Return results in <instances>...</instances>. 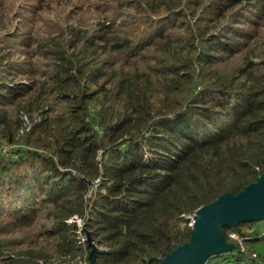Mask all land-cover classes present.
<instances>
[{"label":"trees","instance_id":"trees-1","mask_svg":"<svg viewBox=\"0 0 264 264\" xmlns=\"http://www.w3.org/2000/svg\"><path fill=\"white\" fill-rule=\"evenodd\" d=\"M40 1L0 5V264H158L264 172V0H84L54 35ZM257 222L202 264H264Z\"/></svg>","mask_w":264,"mask_h":264},{"label":"water","instance_id":"water-1","mask_svg":"<svg viewBox=\"0 0 264 264\" xmlns=\"http://www.w3.org/2000/svg\"><path fill=\"white\" fill-rule=\"evenodd\" d=\"M264 220V172L240 192L221 194L214 201L201 206L191 218L189 242L177 245L167 252L158 264H202L210 256L232 250L222 227H235L241 222ZM92 249L90 264H94L97 246L89 240Z\"/></svg>","mask_w":264,"mask_h":264},{"label":"rangeland","instance_id":"rangeland-1","mask_svg":"<svg viewBox=\"0 0 264 264\" xmlns=\"http://www.w3.org/2000/svg\"><path fill=\"white\" fill-rule=\"evenodd\" d=\"M30 1H32L34 3L37 0H35V1L30 0ZM3 2H4V0H0V5ZM37 4H39L40 10H39V14H38V16H36L37 18H35V22L32 24V26H33V28L38 27L37 28L38 35H44L46 32H47V34L49 33L50 35H54V34H56L55 31H58L60 27L64 28L69 24L71 25L73 23V21H74L73 24L78 25V22L75 19H72L68 13L77 12L76 10H73L74 5L75 6L76 5H81V6L86 5L84 0H41ZM74 9H78V8L75 7ZM27 14L31 15V13L26 11L25 17H27ZM0 15H1V10H0ZM80 16H81V20L86 24L92 23L94 21V19L92 18V16H94V15L90 14L87 11L86 12L82 11V14H80ZM5 21H6V19H4V16H0V35L5 34L4 31L6 30V28L1 29V25L3 27L5 26ZM24 23H26V22H24ZM63 33L64 34L61 36V39H65L64 37L68 36L65 33V31ZM21 59H24V56H21ZM14 81L17 84H19V83H27L29 80L26 77H18V78H15ZM21 117L25 121L24 124H26V127L28 128L31 125L29 118H27V116L25 114H23ZM38 119H39V117L35 116V120H38ZM3 148L7 149L8 146L4 145ZM70 222H75L77 231H80V229L83 228L82 222L77 218L70 219ZM256 228L264 231V220L258 221L256 223ZM27 232L29 233L30 231H27ZM22 235H23L22 231H17V232L11 233V235L8 237H15V238L20 237L21 240L24 241V243L22 244L23 246H21L22 248H26V247L30 246L31 248L38 249L40 247V245L42 244L41 238L36 239L37 241L33 239V241L30 242L29 236L27 238H25V237H22ZM228 235L231 239H234V240L237 239L236 234L233 232H230ZM84 239L87 240L88 238L81 237L80 241H83ZM252 247L255 250L264 254V237L262 239H258L256 241H254L252 244ZM63 258L66 259L67 257H63ZM49 260H50L49 263L54 264L56 262L55 260H57V258L51 256ZM73 264H85V260L83 258H78V259H76V262H74Z\"/></svg>","mask_w":264,"mask_h":264},{"label":"built area","instance_id":"built-area-1","mask_svg":"<svg viewBox=\"0 0 264 264\" xmlns=\"http://www.w3.org/2000/svg\"><path fill=\"white\" fill-rule=\"evenodd\" d=\"M6 149V148H5Z\"/></svg>","mask_w":264,"mask_h":264}]
</instances>
